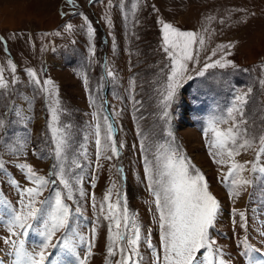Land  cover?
<instances>
[{"label":"rangeland","instance_id":"374dc122","mask_svg":"<svg viewBox=\"0 0 264 264\" xmlns=\"http://www.w3.org/2000/svg\"><path fill=\"white\" fill-rule=\"evenodd\" d=\"M163 23L197 36L194 59L186 61L187 71L167 109L162 100L173 63L164 51ZM0 37V68L7 81V87L0 88V264L15 256L3 239L10 235L7 222L21 210L20 201L27 199L22 190L35 186L22 167L25 164L49 180L59 172L53 166L60 165L72 185L69 195L59 175H54L58 184L49 183L37 197L47 203L36 206L51 211L60 192L70 210L66 229L52 240L59 246L47 249L48 264H75L60 244L65 236L83 258L82 241L93 240V228L96 235L88 264H106L109 221L100 205L110 188L112 202L118 194L124 196L130 216L135 214L141 227L139 264H156V254L143 237L150 234L162 259L158 214L145 172V157L155 167L158 149L177 151L206 177L209 191L221 205L210 238L215 247L235 252L228 251L223 259L229 264L250 261L239 243L245 237L264 250V172H252L251 164L245 163L264 165L259 140L264 136V0H0ZM216 61L220 63L215 67L205 68ZM109 70L114 73L111 77ZM48 79L52 86L44 83ZM245 93L241 116L237 97ZM50 106L57 109L55 123ZM165 110L169 117L163 116ZM104 116L125 152L112 160L102 156L103 167L97 168L95 126L101 123L103 141ZM213 121L221 129L244 121L241 126L254 138L252 147L240 149L235 157L245 164L241 175L253 180L238 197H231L222 182L229 166L213 158H221L210 145ZM58 135L67 141L59 158ZM107 155H112L110 150ZM119 168L127 170L126 184ZM2 203L10 212L2 211ZM233 209L245 213L246 227ZM48 220L46 212L30 221L26 235L12 238L22 239L29 252L38 251ZM117 259L118 255L112 258L113 264Z\"/></svg>","mask_w":264,"mask_h":264},{"label":"snow or ice","instance_id":"6c2138e0","mask_svg":"<svg viewBox=\"0 0 264 264\" xmlns=\"http://www.w3.org/2000/svg\"><path fill=\"white\" fill-rule=\"evenodd\" d=\"M69 3H74V0H69ZM71 29V25L67 26ZM92 30L89 29L91 34ZM2 39V37H0ZM162 39L164 43V51L172 59L173 68L169 76L162 104L165 109L171 107L175 98L177 89L183 79L184 73L187 71L186 61L193 60V45L197 42V36L190 31H181L169 23H163ZM203 44V40L199 41ZM94 54V48L91 49ZM219 61L210 65H205V68L215 67ZM230 63V62H229ZM11 69L15 71V64L11 60L8 61ZM221 67L225 65H220ZM33 77L36 73L29 70ZM199 74H203L202 72ZM108 76H113L114 73L107 71ZM36 83L39 79L36 78ZM87 82L85 78V83ZM46 85L52 86L51 79L45 80ZM7 81L3 78V69L0 68V88H6ZM48 92V89H45ZM51 95V93H49ZM247 93L237 100L240 106L236 109L243 115V104L246 103ZM59 101H57V104ZM52 112L53 123L57 122L59 117L57 109L50 106ZM169 112H163L164 117H169ZM229 116H232L231 111ZM235 119V117H232ZM103 122L106 126V133L101 138V123L98 121L95 126L96 145H97V160L96 167L101 168L103 165L99 163L103 156L107 160H112L113 157L119 158L123 143L117 144L113 136V124L109 122L107 116L103 117ZM244 121L235 123L227 129H221L219 123L213 121L209 131L213 133V138L210 141L212 148L217 149L216 156L221 157L214 161L217 164L228 165V171L222 175V182L226 183L229 188L231 197H238L240 190L253 183V180L241 175L245 171V164L240 163L235 159L240 154V149L252 147L254 138L248 135V129L243 128ZM3 126L0 121V127ZM53 131L60 133L59 128H53ZM207 134V133H206ZM260 152H264V136L259 138ZM66 139L58 135L55 152L57 157H61L66 146ZM143 147V146H142ZM112 155L104 156V153L109 151ZM260 153H257L259 158ZM224 157H227L226 159ZM251 164V171L264 172V165H257L255 162H245ZM0 167H3L0 164ZM26 169L28 178L35 185L22 190L21 195L27 197L26 200L20 201L21 210L15 212L7 222L9 236L4 237V243L11 246L15 254V264H45L47 260V249L49 247H58V244L52 243L53 237L61 229H66L70 214L69 207L64 203L60 192L56 193L55 206L51 211H47L43 207H37V203L43 205L47 201H38L37 197L49 183H55L54 180H49L45 176L39 175L31 165H22ZM59 168L58 173L60 182L71 195L72 185L66 177L64 169L60 165H54ZM122 172V169H118ZM145 172L148 181V190L154 197V205L158 214V227L161 241L163 256L157 252L155 245L151 243L150 234L143 237L144 243L153 250L156 264H198L199 256L206 255L207 264H229L223 259V249L215 247V241L210 238V230L215 226L217 217L221 210L220 202L209 191V186L204 174L191 164L190 161L182 154L175 150L158 149V154L155 157V167L152 161H148L145 157ZM93 187L95 181L93 180ZM114 187V185H113ZM84 195V193H81ZM93 207L95 204V194H92ZM101 212H107L104 219L109 221L107 234V256L106 264H113V257L119 256L115 264H139L141 257L139 248L142 240L141 227L135 221V214L130 216L127 209V202L121 195L118 194L115 202H112V189L110 188L100 205ZM47 212L49 220L45 223V231L41 233L43 240L39 245V250L29 252L24 247L22 239H13L12 237H21L27 234V230L32 227L30 221L42 218ZM236 215L240 216L241 226L246 227L245 213L233 209ZM21 229L23 231H17ZM96 230L93 228V240L82 241L86 247V253L83 258L79 256L76 245L66 236L61 238L60 244H63L68 253L75 258V264H88L89 258L92 256V248L94 247V238ZM240 245L245 248L244 255H248L252 264H264V259H256L252 257V253H259V249L249 243L245 237L239 241ZM201 250H204L202 252Z\"/></svg>","mask_w":264,"mask_h":264},{"label":"bare ground","instance_id":"6f19581e","mask_svg":"<svg viewBox=\"0 0 264 264\" xmlns=\"http://www.w3.org/2000/svg\"><path fill=\"white\" fill-rule=\"evenodd\" d=\"M263 160H264V159H263ZM24 240H25V239H24ZM25 243H26V242H25ZM25 246H26V245H25ZM25 246H24V247H25ZM28 250H29V249H28ZM29 251H30V250H29ZM15 261H16V257L14 256V257H13V262H12V264H15ZM4 264H5V262H4Z\"/></svg>","mask_w":264,"mask_h":264}]
</instances>
